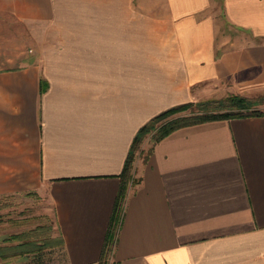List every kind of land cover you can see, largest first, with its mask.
<instances>
[{"label":"crops","instance_id":"obj_1","mask_svg":"<svg viewBox=\"0 0 264 264\" xmlns=\"http://www.w3.org/2000/svg\"><path fill=\"white\" fill-rule=\"evenodd\" d=\"M214 82L264 91V0H0V197L44 193L99 264L137 133ZM117 232L115 264H264V115L152 145Z\"/></svg>","mask_w":264,"mask_h":264},{"label":"rangeland","instance_id":"obj_2","mask_svg":"<svg viewBox=\"0 0 264 264\" xmlns=\"http://www.w3.org/2000/svg\"><path fill=\"white\" fill-rule=\"evenodd\" d=\"M144 1L149 3L151 0ZM207 95L209 99H226L235 95L256 98L264 95V91L240 94L230 82H214L208 86ZM253 109L264 112V105ZM190 114L191 110L176 117ZM152 136L150 133L143 138L134 164L137 158L148 154L153 145ZM59 236L53 205L44 193L0 197V264H68L65 246L56 243Z\"/></svg>","mask_w":264,"mask_h":264},{"label":"trees","instance_id":"obj_3","mask_svg":"<svg viewBox=\"0 0 264 264\" xmlns=\"http://www.w3.org/2000/svg\"><path fill=\"white\" fill-rule=\"evenodd\" d=\"M258 105H264V95H260L256 98L235 95L226 99H208L172 108L151 119L146 125H144L133 141L124 170L121 174V186L99 264H115L111 259L117 240L118 226L123 216L127 192L133 180L136 152L138 151L143 138L146 135L153 133L152 141L154 145L162 141L174 131L187 126L219 119L263 116L264 112L253 109ZM236 109H238V111H235ZM190 110V115L176 117L179 113ZM56 243L64 248L65 243L61 234L56 239ZM31 252L33 253L35 251ZM37 254L40 255L42 253Z\"/></svg>","mask_w":264,"mask_h":264}]
</instances>
